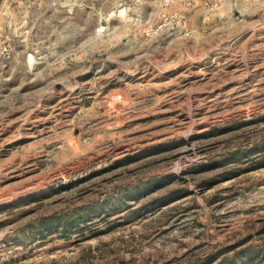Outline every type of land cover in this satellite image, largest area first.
<instances>
[{
  "label": "rangeland",
  "instance_id": "obj_1",
  "mask_svg": "<svg viewBox=\"0 0 264 264\" xmlns=\"http://www.w3.org/2000/svg\"><path fill=\"white\" fill-rule=\"evenodd\" d=\"M0 264H264V0H0Z\"/></svg>",
  "mask_w": 264,
  "mask_h": 264
}]
</instances>
